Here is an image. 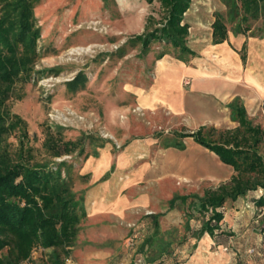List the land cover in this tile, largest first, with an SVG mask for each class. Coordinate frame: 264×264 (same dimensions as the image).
I'll return each mask as SVG.
<instances>
[{
    "label": "rangeland",
    "instance_id": "1",
    "mask_svg": "<svg viewBox=\"0 0 264 264\" xmlns=\"http://www.w3.org/2000/svg\"><path fill=\"white\" fill-rule=\"evenodd\" d=\"M197 1L194 19L207 24L211 34L213 14L224 15L225 7L219 0ZM192 3L183 20L189 28L195 24L186 18ZM2 5L0 0V14ZM33 15L40 34L36 59L2 105L6 125L17 115L25 122V136L18 128L0 136V151L14 161L26 155L31 163L52 168L65 163L61 176L84 208L70 256L61 255L64 262L140 264L139 247L154 230L151 215L161 214L159 237L174 240V252L162 264H264V207L253 205L249 194L224 205L223 230L209 244L205 233L194 237L209 213L204 217L191 209V199L169 210L174 196H203L233 174L223 172L214 154L191 138L182 139L184 150L165 147L193 129L167 109L148 105L160 69L201 59L207 47L192 45L188 28L187 45L196 56L181 55L163 43H153L142 54L132 39L144 32L149 17L156 22L164 17L159 0H41ZM226 24V42L239 56L247 46L237 50L234 38L264 37V14L248 22L251 30L245 35L232 33L234 22ZM161 53L166 54L158 59ZM181 85L186 89L189 81L184 77ZM249 118L264 129V105ZM69 142L74 144L70 154L53 156L55 148ZM260 151L264 155V147ZM97 168L102 176L92 182ZM111 182L109 191L127 202L114 212L90 209L88 194ZM50 253L34 248L23 264H52Z\"/></svg>",
    "mask_w": 264,
    "mask_h": 264
},
{
    "label": "trees",
    "instance_id": "2",
    "mask_svg": "<svg viewBox=\"0 0 264 264\" xmlns=\"http://www.w3.org/2000/svg\"><path fill=\"white\" fill-rule=\"evenodd\" d=\"M41 0H2L0 14V136L9 134L17 128L23 130L25 122L15 115V121L6 125L2 105L8 91L21 74H27L36 59V28L33 15L34 7ZM152 3L153 0H145ZM192 0H159L164 12L161 21L152 17L146 21L142 34L134 37L145 54L153 43H163L181 55L196 56L187 45L188 24L184 14ZM225 7L224 15L215 12L211 25L212 44L225 42L228 38L226 23H235L234 35H245L251 30L248 22L258 20L264 14V0H219ZM252 36V35H251ZM242 50L245 51V45ZM166 53H161L158 59ZM245 63L246 54L240 55ZM230 120L236 122L233 129L217 131L214 128L200 127L195 131L180 133L179 141L166 144L178 150L185 149L183 138H191L194 143L212 152L218 160L231 167L233 174L226 182L215 189H208L203 196L176 195L169 201V210L189 199L190 208L196 209L205 217L201 228L194 237L201 238L208 233L214 239L222 232L224 205L230 201L250 195L252 204L264 207V129L254 124L238 98L228 106ZM217 134V135H216ZM69 142L58 146L54 157L70 154L73 150ZM61 162L53 167L31 163L26 155L17 161L11 160L7 153L0 151V264H23L29 261L32 251L37 247L51 250L52 264H66L73 246L77 226L83 211V199L76 198L70 183L61 176ZM258 189L263 194L258 198ZM161 214L151 215L153 232L139 247L143 254L140 264L162 263L164 258L174 252V240L160 238L158 218ZM264 223V218L262 219ZM184 242L182 238L178 244ZM63 255L64 259L61 258Z\"/></svg>",
    "mask_w": 264,
    "mask_h": 264
},
{
    "label": "crops",
    "instance_id": "3",
    "mask_svg": "<svg viewBox=\"0 0 264 264\" xmlns=\"http://www.w3.org/2000/svg\"><path fill=\"white\" fill-rule=\"evenodd\" d=\"M231 38L229 37V41L232 43ZM234 40L235 44L232 43V45L237 50H240L243 45L247 46L244 64L238 53L231 50L226 41L217 45L211 44L214 47L206 49L205 57L201 59L191 61L188 65H172L165 70L160 69L158 71L160 76L156 79L152 91L149 92L152 100L148 105L160 106L180 116L185 126L193 129L192 131L203 126L235 128L237 123L230 120V110L227 107L235 98L241 101L248 116L257 112L264 105V37L262 39L249 37L247 40L238 37ZM215 53L217 58L214 59ZM184 77L189 81L186 89L181 85ZM218 163L223 166V172L226 169L232 171L231 167L219 160ZM101 176L102 171L97 168L93 171L91 181H96ZM112 185L114 182L104 184L88 194L86 203L90 209L95 212L120 210V206L127 202V199L109 191L113 188ZM244 199L241 200L242 203L245 202ZM246 206H250V203ZM241 226L242 224L238 223V227L241 228ZM205 234L206 244H209L210 240L213 243L214 238L208 233ZM162 263L158 262V264Z\"/></svg>",
    "mask_w": 264,
    "mask_h": 264
},
{
    "label": "bare ground",
    "instance_id": "4",
    "mask_svg": "<svg viewBox=\"0 0 264 264\" xmlns=\"http://www.w3.org/2000/svg\"><path fill=\"white\" fill-rule=\"evenodd\" d=\"M205 2H207L206 4H208L210 2V0H206ZM198 1L197 0H193L192 6H191V10L188 12V14H186V18L188 20H191L192 23L194 22L195 24H192L194 27L189 28L190 30V43L193 45H200L203 47H207V49H212L214 46L210 44V28L207 24L204 23H200L198 21H195V12H196V7L198 6ZM195 35L198 37H195ZM213 58H217V54L215 53L213 55ZM163 62L159 61V66H162ZM105 157V156H103ZM104 159V158H103ZM102 159V161H103ZM102 164H105V162H102ZM101 164V165H102Z\"/></svg>",
    "mask_w": 264,
    "mask_h": 264
},
{
    "label": "built area",
    "instance_id": "5",
    "mask_svg": "<svg viewBox=\"0 0 264 264\" xmlns=\"http://www.w3.org/2000/svg\"><path fill=\"white\" fill-rule=\"evenodd\" d=\"M263 194V191L261 190V189H258L257 191H255V193H254V195H255V197L256 198H258L259 196H261ZM250 254H252L253 252H254V250L253 249H250L249 251H248ZM140 262V261H139Z\"/></svg>",
    "mask_w": 264,
    "mask_h": 264
}]
</instances>
